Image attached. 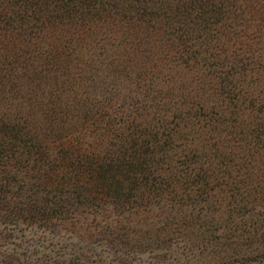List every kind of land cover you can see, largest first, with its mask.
Here are the masks:
<instances>
[{"label":"trees","instance_id":"trees-1","mask_svg":"<svg viewBox=\"0 0 264 264\" xmlns=\"http://www.w3.org/2000/svg\"><path fill=\"white\" fill-rule=\"evenodd\" d=\"M0 264H264V0H0Z\"/></svg>","mask_w":264,"mask_h":264},{"label":"rangeland","instance_id":"rangeland-1","mask_svg":"<svg viewBox=\"0 0 264 264\" xmlns=\"http://www.w3.org/2000/svg\"><path fill=\"white\" fill-rule=\"evenodd\" d=\"M108 58L117 59L120 61V63L127 65L128 68H126V69L129 70V73L130 72H132V74L142 73L144 70V68L142 69V66H141L142 60L134 59L132 57L130 50H129V47H115V48L109 50V52L107 53L106 59L108 60ZM121 84H123V82H121ZM184 84H185V82L181 80L178 83H176V87L177 86L182 87V86H184ZM172 86H170L169 84L161 83L159 85H156V89H161L164 92L170 91L171 93H173L175 88ZM175 92H178V91L175 90L174 93Z\"/></svg>","mask_w":264,"mask_h":264}]
</instances>
